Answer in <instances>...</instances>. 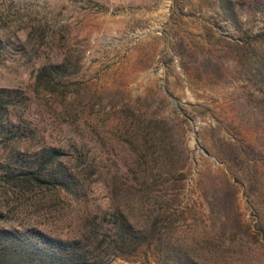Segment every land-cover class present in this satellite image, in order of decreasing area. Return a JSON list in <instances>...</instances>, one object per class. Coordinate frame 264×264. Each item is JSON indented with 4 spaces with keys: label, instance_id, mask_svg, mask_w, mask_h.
<instances>
[{
    "label": "rangeland",
    "instance_id": "obj_1",
    "mask_svg": "<svg viewBox=\"0 0 264 264\" xmlns=\"http://www.w3.org/2000/svg\"><path fill=\"white\" fill-rule=\"evenodd\" d=\"M261 58L264 0H0V88L25 90L33 118L60 140L54 144L80 133V147L93 148L97 160L131 162L133 140L107 131L113 112L170 121L174 165L185 167L175 188L171 176L157 180L172 201V227L164 222L162 232L171 248L204 264H264V161L242 152L248 143L264 146V123L247 103L250 68ZM67 59L72 97H37L36 70ZM94 114L104 122L95 124ZM149 152L148 160L156 147ZM235 153L245 164L232 161ZM112 176L97 177L82 204L15 211L11 225L29 221L71 238L83 218L115 207L144 225L149 212ZM159 254L143 247L109 264H163Z\"/></svg>",
    "mask_w": 264,
    "mask_h": 264
},
{
    "label": "trees",
    "instance_id": "obj_2",
    "mask_svg": "<svg viewBox=\"0 0 264 264\" xmlns=\"http://www.w3.org/2000/svg\"><path fill=\"white\" fill-rule=\"evenodd\" d=\"M71 73L68 59L40 66L34 75L35 95H42L43 99L53 103L70 99L72 95L67 94ZM250 76L252 92L247 103L264 123V58L255 61ZM32 105L25 90L0 88V194L4 197V202L0 201V222L6 225L0 226V264H109L110 259L128 261L141 248L154 246L160 252L159 260L163 264H204L194 256L171 248L162 232L164 222L172 227L169 213L172 201L166 198V191L163 193L161 188H155L157 180L171 176V187L175 188L179 180L175 176L182 177L185 167V164L174 165L178 163L175 160L178 154H175V138L168 119L148 117L146 113L127 115L114 111L107 119L111 124L107 131L132 139L136 159L128 162L115 155L117 159H108L107 164L102 157L97 160L93 156V148L85 152L80 147V133L62 144H54L60 140L53 142L46 128L39 126L32 116ZM97 115H92V120L99 125L104 121L101 122ZM151 141L154 143L149 145ZM153 145L155 157L148 160L149 147ZM242 152L248 160L264 161V146L248 143ZM232 161L236 164L246 162L238 153ZM104 175L121 176L125 196H131L149 212L144 225L133 222L118 207L106 211L102 217L86 216L80 221L79 234L71 238L49 234L29 221L11 225L15 211L51 207L59 201L62 204L68 201V205L86 202L89 188L97 177ZM15 202L16 206L13 204L7 212L3 209ZM154 203L159 207L156 211L153 210ZM258 232L264 239V224ZM163 251L173 255H162Z\"/></svg>",
    "mask_w": 264,
    "mask_h": 264
}]
</instances>
